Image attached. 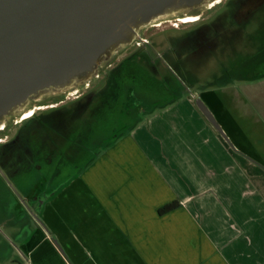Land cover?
I'll list each match as a JSON object with an SVG mask.
<instances>
[{"label": "crops", "instance_id": "obj_1", "mask_svg": "<svg viewBox=\"0 0 264 264\" xmlns=\"http://www.w3.org/2000/svg\"><path fill=\"white\" fill-rule=\"evenodd\" d=\"M259 81L221 86L203 99L242 154L196 100L183 96L143 111L76 175L57 182L53 173L50 194L20 190L36 213L17 198L9 217L0 213L19 241L18 264H264ZM71 164L70 158L60 162L62 174ZM17 186L27 187L23 181ZM174 202L175 210L159 213ZM24 217L35 226L21 235Z\"/></svg>", "mask_w": 264, "mask_h": 264}, {"label": "flooded vegetation", "instance_id": "obj_2", "mask_svg": "<svg viewBox=\"0 0 264 264\" xmlns=\"http://www.w3.org/2000/svg\"><path fill=\"white\" fill-rule=\"evenodd\" d=\"M167 17L161 20V52L157 59L164 64L172 62L192 82L199 81L198 71L211 75L210 87L193 92L185 90L174 71L171 77L176 79L181 91L185 90L187 97L204 99L206 93L218 87H237L261 79L254 71L264 69V0H208L199 9ZM174 20L180 23L177 27L173 25ZM151 25L152 28L160 27L156 23ZM145 28L139 33V39L120 48L104 62L93 79L68 92L72 98L64 96L66 99L59 100L55 106L35 107L34 110L29 101L27 106H30L9 115L0 125V136L5 138L0 137V166L3 169L12 166L11 176L30 172L42 176L41 187L35 184L26 193L50 194L53 173L62 175L60 162L69 158L78 160L82 154H87L85 147L80 145V136L78 139L72 136L80 131L77 121L82 124L86 114H98L110 103V98H119L121 92L128 99L141 100L132 86L127 87V80H135L140 74L138 66L143 68L150 62L148 47L153 43L148 38V42H144L146 36L143 37L142 32ZM125 48H129L130 53L120 61ZM93 81L96 84L93 85ZM216 81L225 83L215 86ZM178 91L177 94L172 91L171 95L174 98L185 95ZM12 125L17 129L14 134L10 129ZM72 140L77 144H71Z\"/></svg>", "mask_w": 264, "mask_h": 264}, {"label": "water", "instance_id": "obj_3", "mask_svg": "<svg viewBox=\"0 0 264 264\" xmlns=\"http://www.w3.org/2000/svg\"><path fill=\"white\" fill-rule=\"evenodd\" d=\"M207 2L0 0V125L47 91L89 82L104 62L158 19ZM196 105L229 146L242 154L202 98Z\"/></svg>", "mask_w": 264, "mask_h": 264}, {"label": "rangeland", "instance_id": "obj_4", "mask_svg": "<svg viewBox=\"0 0 264 264\" xmlns=\"http://www.w3.org/2000/svg\"><path fill=\"white\" fill-rule=\"evenodd\" d=\"M164 19L165 18H160L157 20V22H155L156 24L160 25V27L152 28V25H149L142 32V36H146L145 38L150 39V41H152L153 43V46L148 47L150 62L143 68H140L138 66L140 74L135 80H127V82H129L127 87L132 86L137 92V95L140 96L141 100H137L136 98L128 99L125 94L122 95L121 92V96L119 98L109 99L110 103H108V105L104 109L105 112L103 113V116L100 115V111L98 112V114L88 113L85 115L84 123L82 122L81 124V121H77V126H79L78 128L80 129V131H75L72 136L77 137V139L78 135L80 136V145L82 144L83 147H85L88 156L84 153L82 154V157H80L77 161H73L70 159L72 167L66 168L64 174L57 177V182L66 179L70 175H76L79 169H81L84 165L91 164L96 157L95 155H97L102 149L109 147L116 137L121 136L123 132L131 128L135 122H137L144 116V112L147 114L148 111L161 108V106H164L166 103L174 100L175 98L171 95L172 91L174 92V94H177L178 89L179 93H184V91L187 89L189 91L199 92L205 88L210 87L209 85H211V81L209 80L211 75H209V72L201 73L200 71H198L197 75L199 76V81L192 82L190 80H187L181 73V70L176 69L172 62H170L169 64H164L163 60L160 61L157 59L158 53L161 52L160 31L163 28H161V20ZM178 24L180 23L175 20L173 21V25L175 27H177ZM169 25L170 24H163V26ZM123 52L124 53L122 54V56H120L118 59L120 61L130 53V49L125 48ZM155 61L158 63H154ZM171 66L172 68H170ZM133 69H135V67H133ZM174 71L175 73H177V77L185 86V90L181 91L180 85H178L176 79H174V77H171ZM247 73L248 72H246V74ZM254 73L255 75H257V77H261L260 81L264 82V69H261L257 72L254 71ZM221 83H225V81L220 83L216 81L213 85H222ZM94 84L96 83L93 81V85ZM81 85L82 84L71 85V87L67 89H52L50 91H47L45 94L36 97V101H33L31 99L30 102L32 101V104L30 105L32 106V110L39 107H47L51 105L55 106L57 105V103H60L59 100L61 99H66L67 97L72 98V96H70L68 92L78 89ZM83 91L84 90H81V92ZM63 93L66 94L63 95ZM184 94V96L187 95V93ZM64 96H66V98H64ZM191 99L193 101L196 100V98L194 97H192ZM139 107L142 108L139 109ZM22 109L20 108V110ZM20 110H18L17 112H20ZM141 112L142 114H139ZM10 129L12 134H14L17 130L13 125L10 127ZM0 137H2V139H5L3 138V136ZM73 141L74 140L71 141V144H77ZM72 146L75 147V145ZM75 149L76 148H74V151ZM84 155L86 156V158H84ZM5 168L6 169H3L2 165L0 166V213H2V215H5L7 212L6 217H9V211H13L12 205L14 203V199L17 198L16 200H20L22 208L26 210L30 215H34V213L36 212L34 211L32 203L28 202L27 200L25 201L21 197L22 193H20V190L23 193H25L26 191H30L31 186H33L34 184H37L39 185V187H41L40 179H42V176L39 175L37 177L33 172L27 174L12 173L14 176H11L10 172L12 166ZM36 178L38 181L36 180ZM21 181L24 182V186L27 185L26 189H21L17 186ZM22 208L20 209L22 210ZM16 210L18 211V209ZM13 216L14 215L11 214V217ZM4 222H7V220H4L2 217H0V264H18V262H20L18 257V253H20L18 246L19 241L18 239L16 240V238H12L13 236L10 234L9 228H7V225L4 224ZM31 226H33V223L31 225L30 218L24 217L23 222L19 225L20 234H27ZM34 226L31 228H34ZM9 245H11L12 247H9Z\"/></svg>", "mask_w": 264, "mask_h": 264}, {"label": "trees", "instance_id": "obj_5", "mask_svg": "<svg viewBox=\"0 0 264 264\" xmlns=\"http://www.w3.org/2000/svg\"><path fill=\"white\" fill-rule=\"evenodd\" d=\"M178 206H179V204L177 202L168 204V205L164 206L162 209H160L159 213L161 215L167 214V213L175 210Z\"/></svg>", "mask_w": 264, "mask_h": 264}, {"label": "bare ground", "instance_id": "obj_6", "mask_svg": "<svg viewBox=\"0 0 264 264\" xmlns=\"http://www.w3.org/2000/svg\"><path fill=\"white\" fill-rule=\"evenodd\" d=\"M191 17H194V16H191ZM187 19H188V18H187ZM191 19H192V18H191ZM31 112H32V110H31L30 112H28L27 114H29V113H31ZM27 114H26V115H27Z\"/></svg>", "mask_w": 264, "mask_h": 264}, {"label": "built area", "instance_id": "obj_7", "mask_svg": "<svg viewBox=\"0 0 264 264\" xmlns=\"http://www.w3.org/2000/svg\"><path fill=\"white\" fill-rule=\"evenodd\" d=\"M144 42H148V40H147V39H145V40H144Z\"/></svg>", "mask_w": 264, "mask_h": 264}]
</instances>
